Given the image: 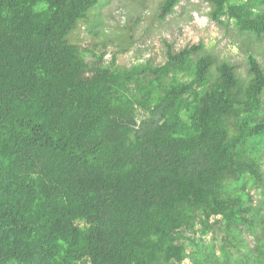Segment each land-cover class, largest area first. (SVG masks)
<instances>
[{"label": "trees", "instance_id": "1", "mask_svg": "<svg viewBox=\"0 0 264 264\" xmlns=\"http://www.w3.org/2000/svg\"><path fill=\"white\" fill-rule=\"evenodd\" d=\"M205 1L264 37V0ZM100 2L0 0V264H264V67L245 85L202 44L89 63Z\"/></svg>", "mask_w": 264, "mask_h": 264}, {"label": "rangeland", "instance_id": "2", "mask_svg": "<svg viewBox=\"0 0 264 264\" xmlns=\"http://www.w3.org/2000/svg\"><path fill=\"white\" fill-rule=\"evenodd\" d=\"M163 2L101 0V4L72 36L73 42L81 47H89V63L99 60L94 57L96 54L104 56L105 63H110L116 55L118 65L124 68L148 61L153 65H163L167 59V44H171L176 52L202 44L204 50L201 54L215 57L218 63L233 65L245 85L251 81L248 64L250 54L257 57L264 67V37L258 39L243 34L234 21L226 18L222 25L213 21L212 5L205 0H180L175 13L165 21H160L158 16ZM251 194L255 207L264 213V181L261 187L253 188ZM243 237L250 250H256V237L248 232ZM211 238L206 237V241L209 242ZM232 253L235 257H243L248 254V250L244 247L240 252L232 249Z\"/></svg>", "mask_w": 264, "mask_h": 264}]
</instances>
